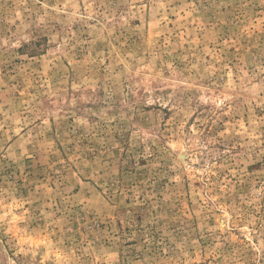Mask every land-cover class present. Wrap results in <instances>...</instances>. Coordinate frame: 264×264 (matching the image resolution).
Returning <instances> with one entry per match:
<instances>
[{"label":"rangeland","instance_id":"374dc122","mask_svg":"<svg viewBox=\"0 0 264 264\" xmlns=\"http://www.w3.org/2000/svg\"><path fill=\"white\" fill-rule=\"evenodd\" d=\"M0 264H264V0H0Z\"/></svg>","mask_w":264,"mask_h":264}]
</instances>
